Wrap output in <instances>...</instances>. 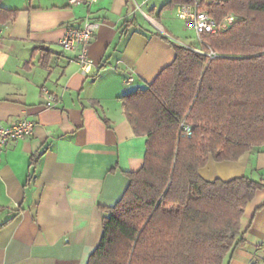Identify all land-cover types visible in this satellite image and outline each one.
<instances>
[{"label":"crops","instance_id":"crops-1","mask_svg":"<svg viewBox=\"0 0 264 264\" xmlns=\"http://www.w3.org/2000/svg\"><path fill=\"white\" fill-rule=\"evenodd\" d=\"M169 2L98 0L88 8L70 0L2 1L18 13L1 26L0 123L27 119L35 132L1 154L0 264H88L103 234L100 206H114L127 174L144 164L147 138L134 133L123 97L175 60L172 43L192 46L180 39L188 30L182 3ZM88 17L100 27L90 47L96 67L84 75L77 52L64 51L59 40ZM43 88L58 97L52 107ZM200 173L264 182V145L237 161L211 159ZM241 232L224 264H264V189L247 205Z\"/></svg>","mask_w":264,"mask_h":264},{"label":"trees","instance_id":"trees-1","mask_svg":"<svg viewBox=\"0 0 264 264\" xmlns=\"http://www.w3.org/2000/svg\"><path fill=\"white\" fill-rule=\"evenodd\" d=\"M2 1L0 27L18 13ZM208 11L236 20L202 36L205 53L172 43L175 60L123 97L134 133L147 138L144 164L127 174L114 206H100L103 234L88 264H224L243 241L246 207L264 182L207 180L200 171L211 159L237 161L264 145V0H224Z\"/></svg>","mask_w":264,"mask_h":264},{"label":"built area","instance_id":"built-area-1","mask_svg":"<svg viewBox=\"0 0 264 264\" xmlns=\"http://www.w3.org/2000/svg\"><path fill=\"white\" fill-rule=\"evenodd\" d=\"M98 0H70L71 5H85L88 8L97 3ZM224 0H186L179 7V17L194 30L200 43L203 45V35H215L228 30L235 22L234 14H228L222 20L214 18L208 11L213 5H218ZM100 23L88 17L81 26H69L64 36L59 40V45L66 52H77L76 61L84 75L92 73L96 63L90 55V47L94 35L98 31ZM2 28L0 27V45L2 43ZM198 52L205 53L201 49L188 46ZM210 57L216 54L208 52ZM134 80L133 75L127 71L125 83L130 84ZM43 91L47 94V106L52 107L58 100L54 94H50L46 88ZM183 130L187 136H191V126L183 124ZM35 124L32 121L23 119L13 125L0 123V159L1 154L10 142L21 139H28L34 135Z\"/></svg>","mask_w":264,"mask_h":264},{"label":"rangeland","instance_id":"rangeland-1","mask_svg":"<svg viewBox=\"0 0 264 264\" xmlns=\"http://www.w3.org/2000/svg\"><path fill=\"white\" fill-rule=\"evenodd\" d=\"M174 15V18H177L176 17V13H175V10H173V13ZM156 21V20H155ZM162 28L164 27L162 23H159L157 22ZM185 26H187V31H186V34H183L182 36H180L181 40L185 43V44H188V45H192L194 46L195 48H202V44L200 43L199 39L197 38L194 30L192 28H190L188 26V24L185 22ZM186 35V36H185ZM179 37V36H177Z\"/></svg>","mask_w":264,"mask_h":264}]
</instances>
